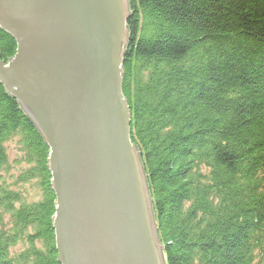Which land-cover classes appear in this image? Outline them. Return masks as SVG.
Instances as JSON below:
<instances>
[{
	"label": "trees",
	"instance_id": "obj_1",
	"mask_svg": "<svg viewBox=\"0 0 264 264\" xmlns=\"http://www.w3.org/2000/svg\"><path fill=\"white\" fill-rule=\"evenodd\" d=\"M128 9L122 93L164 263L264 264V0ZM15 48L0 30V59ZM47 158L0 85V264H58Z\"/></svg>",
	"mask_w": 264,
	"mask_h": 264
},
{
	"label": "water",
	"instance_id": "obj_2",
	"mask_svg": "<svg viewBox=\"0 0 264 264\" xmlns=\"http://www.w3.org/2000/svg\"><path fill=\"white\" fill-rule=\"evenodd\" d=\"M128 0H0V85L48 148L58 264H165L122 93Z\"/></svg>",
	"mask_w": 264,
	"mask_h": 264
},
{
	"label": "rangeland",
	"instance_id": "obj_3",
	"mask_svg": "<svg viewBox=\"0 0 264 264\" xmlns=\"http://www.w3.org/2000/svg\"><path fill=\"white\" fill-rule=\"evenodd\" d=\"M16 142L14 141V142H12L11 144H9V148H10V152H9V159H10V163L12 164L13 162H12V160L14 159V157L16 156V154L18 153L17 152V148H16ZM23 167V166H22ZM12 168L14 169L15 168V166H14V163L12 164ZM16 168H19V167H17L16 166ZM15 168V169H16ZM14 173V171H12L11 170V173H10V175L11 174H13ZM16 173V172H15ZM24 190H26L27 192H28V195L33 199V198H35V194L33 193V191L32 190H30V188L29 187H24Z\"/></svg>",
	"mask_w": 264,
	"mask_h": 264
},
{
	"label": "bare ground",
	"instance_id": "obj_4",
	"mask_svg": "<svg viewBox=\"0 0 264 264\" xmlns=\"http://www.w3.org/2000/svg\"><path fill=\"white\" fill-rule=\"evenodd\" d=\"M128 20V19H127ZM127 23V22H126ZM10 59V58H9ZM34 126V125H33ZM35 127V126H34ZM39 134V133H38Z\"/></svg>",
	"mask_w": 264,
	"mask_h": 264
}]
</instances>
